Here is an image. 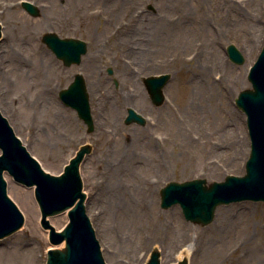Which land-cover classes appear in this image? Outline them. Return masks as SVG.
Instances as JSON below:
<instances>
[{
  "label": "rangeland",
  "instance_id": "obj_1",
  "mask_svg": "<svg viewBox=\"0 0 264 264\" xmlns=\"http://www.w3.org/2000/svg\"><path fill=\"white\" fill-rule=\"evenodd\" d=\"M21 1L32 3L38 17L30 16ZM73 1L74 8L64 6L65 0L55 2L57 7L44 0H0V102L6 105L5 116L15 134L50 175L60 174L78 148L90 144L79 174L86 214L105 264H144L154 249L160 252V264H175L183 245L191 252L188 264H264V202L219 205L213 220L202 226L186 221L178 205L161 208L159 200V191L168 182L201 179L208 185L245 174L250 143L245 115L235 99L250 89L247 74L264 47V0ZM27 33H33L30 40ZM44 33L81 39L87 52L79 64L64 66L41 42ZM229 44L242 54V64L228 59ZM31 45L51 59L52 69L42 60L37 63ZM211 51L212 56L220 55L217 66L210 64ZM90 53L93 59L85 62ZM14 61L30 70L27 86L14 81L10 71ZM205 65L206 78L220 81L229 93L226 100L197 95L195 78L203 77L200 67ZM160 73L169 74V79L165 101L156 107L141 80ZM75 74H81L86 85L94 126L89 133L75 110L58 97ZM45 90L47 98L56 101L50 103L58 107L59 121L50 120L39 102ZM128 108L146 118L145 126L124 124ZM5 180L24 223L0 239V248L19 243L25 251L35 249L34 260L26 264H45L51 244L33 189L9 176ZM119 181L125 185L122 196L116 191ZM17 191L30 195L32 210ZM118 196L135 198L137 212L131 219L125 218L127 210L116 207ZM220 209L239 213L216 241L209 232ZM179 220L190 229L182 245L176 242ZM48 222L60 230L67 223L66 213L48 217ZM246 226L248 236L243 234ZM201 230L202 236L212 238L206 252L193 245ZM38 233L39 238L34 237Z\"/></svg>",
  "mask_w": 264,
  "mask_h": 264
},
{
  "label": "water",
  "instance_id": "obj_2",
  "mask_svg": "<svg viewBox=\"0 0 264 264\" xmlns=\"http://www.w3.org/2000/svg\"><path fill=\"white\" fill-rule=\"evenodd\" d=\"M22 8L31 16L39 15L38 9L29 2H22ZM1 36V26H0ZM44 43L65 66L79 64L86 53L85 42L73 38H59L55 33H45ZM231 62L240 65L243 56L233 45L226 47ZM108 74H112L110 69ZM169 79L168 74L143 78L146 91L154 105H160L164 96L162 89ZM247 79L250 89L239 92L235 105L246 116V127L250 140V152L245 163L243 176H226L222 182L206 185L205 180L195 179L182 183L169 182L160 189V207L167 209L178 204L185 220L202 226L214 218L219 205L240 201L264 202V47L250 67ZM116 84V82H115ZM62 103L74 109L86 125V131H93L88 95L82 75L76 74L66 89L61 90ZM125 124L144 126L146 120L132 108L127 109ZM91 146L83 144L63 168L60 175L44 172L39 163L26 150L14 134L6 118L0 113V239L16 232L24 218L15 203L8 197L4 173L25 187L34 186V197L38 204L41 226L49 229L52 245L64 241L62 249H50L46 264H105L84 206L85 194L79 165ZM67 211L68 223L61 231H55L47 217ZM160 253L153 250L145 264H160ZM176 264H188L182 259Z\"/></svg>",
  "mask_w": 264,
  "mask_h": 264
},
{
  "label": "bare ground",
  "instance_id": "obj_3",
  "mask_svg": "<svg viewBox=\"0 0 264 264\" xmlns=\"http://www.w3.org/2000/svg\"><path fill=\"white\" fill-rule=\"evenodd\" d=\"M48 5H52L57 7V5L55 4V2H57L58 0H44ZM64 6L69 7V8H74L76 6L75 1L73 0H65L64 2ZM31 36L33 37V33L32 35L30 33L26 34V37L30 40ZM28 41V40H27ZM29 51L31 53V55L33 56H38L36 58L37 63H42V61L45 63L46 67L49 69H52L53 65H52V61L51 59L46 56L43 55V53L37 54V51H39L38 48H36L35 46H30ZM212 53H214L213 51H211V56ZM88 55V54H87ZM93 59V54L90 53L87 56V61ZM42 60V61H41ZM40 61V62H39ZM220 55L217 54L212 57H210V64L213 66H217L220 63ZM205 66H201L200 69L203 72V77L202 76H198L197 78H195V86L198 93L197 95L201 98L203 93V97L205 96H209L212 100H215L216 98H221L222 100H226L228 98V92L226 91V88L223 86V84L219 81V82H214L211 81L210 79H207L206 77H208V74H205ZM13 77H14V81H19L21 84H24L25 86L28 85L29 83V76L31 75L30 70L27 69V67L24 66V64L22 63V61H14L12 63V67L10 69ZM12 83V82H11ZM90 86V82H88L87 87ZM47 93L48 91L45 90L44 92H42V99H40L39 102H42V108H45L47 114H49L50 120L52 121H59V119L61 118V115L58 113L59 111L57 110L58 107H56V104L54 103H50V102H56L54 101V99H52V97L49 99L47 98ZM1 106H0V112L5 116V110L4 107L6 106L4 104V102H0ZM228 109H230V105L228 103L227 105ZM179 112V111H178ZM228 113H230V111H226ZM217 115V113H216ZM234 115V113H233ZM181 112H179V117L177 118V122H181ZM200 116V112L197 111L196 112V117ZM6 117V116H5ZM175 117V116H174ZM192 129V127H191ZM199 139L201 138L200 136L198 137ZM237 138V137H236ZM237 141L239 139H236ZM240 142V141H238ZM123 184V181H119L118 183H116V191L118 192L119 196L124 195V189L125 185ZM17 193L22 197L23 202L26 206V208L30 211L33 209L32 207V202L30 199V195L28 193H24L21 191H17ZM115 200V204L116 207H118L120 210H127V215L125 216V218L131 219L135 213L137 212V206H136V200L135 198H121L119 197ZM141 205V204H140ZM241 210V209H240ZM237 213H239V210L237 209ZM237 213H235V215H233L229 210L226 209H220L218 212V217L215 221V224L212 227V231H210L209 233H212V236L216 238V241L219 240L218 237H221V234L223 232H225L226 230H230L234 220H237ZM240 214H243L242 211H240ZM236 216V217H235ZM235 217V218H234ZM57 222H59V220H57ZM230 227V228H229ZM247 229V226L244 227V232L242 229V232L244 235L248 233H246L247 231H245ZM228 230V231H229ZM176 231H177V237H176V242H178V245H182L185 240L189 237L190 233V229L187 228L185 225H183L182 223H180V220L178 222V226L176 227ZM205 235V231H199V233L195 236L194 238V246L196 249H201V250H205V252L207 251V249H209V246H211L212 244V238H206L202 235ZM34 237L39 238V233L36 234ZM249 239L248 241L246 240L245 242L249 243ZM244 242V243H245ZM63 243L60 244H56V245H51L49 248L52 249H62ZM180 251L178 252V259L181 260L183 258H189L190 257V249L189 248H185L184 245L181 247L180 246ZM34 252L35 249H29V250H24L23 245H20L19 243H17L16 245H14L13 247H1L0 248V264H4V261H9L10 264L12 263H21V264H26L28 263L27 261H33L34 260Z\"/></svg>",
  "mask_w": 264,
  "mask_h": 264
},
{
  "label": "flooded vegetation",
  "instance_id": "obj_4",
  "mask_svg": "<svg viewBox=\"0 0 264 264\" xmlns=\"http://www.w3.org/2000/svg\"><path fill=\"white\" fill-rule=\"evenodd\" d=\"M121 4H122V2H120ZM134 4V3H133ZM126 25V24H125ZM117 32V31H116ZM120 32V31H119ZM120 35H122L123 34V29L121 30V33H119ZM116 35V34H115ZM123 36V35H122ZM124 48H123V46H122V48H119V50L120 51H122ZM112 82H113V80H112Z\"/></svg>",
  "mask_w": 264,
  "mask_h": 264
}]
</instances>
